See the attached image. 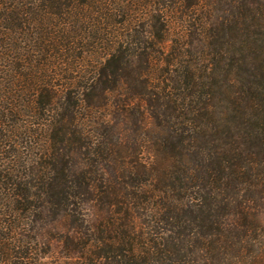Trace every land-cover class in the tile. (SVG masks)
Returning <instances> with one entry per match:
<instances>
[{
	"label": "trees",
	"instance_id": "16d2710c",
	"mask_svg": "<svg viewBox=\"0 0 264 264\" xmlns=\"http://www.w3.org/2000/svg\"><path fill=\"white\" fill-rule=\"evenodd\" d=\"M0 264H264V0H0Z\"/></svg>",
	"mask_w": 264,
	"mask_h": 264
}]
</instances>
